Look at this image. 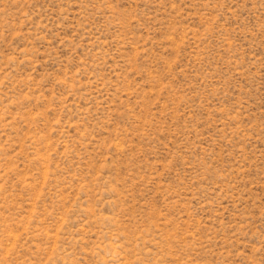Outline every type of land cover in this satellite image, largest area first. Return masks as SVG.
<instances>
[{
    "label": "rangeland",
    "instance_id": "374dc122",
    "mask_svg": "<svg viewBox=\"0 0 264 264\" xmlns=\"http://www.w3.org/2000/svg\"><path fill=\"white\" fill-rule=\"evenodd\" d=\"M0 264H264V0H0Z\"/></svg>",
    "mask_w": 264,
    "mask_h": 264
}]
</instances>
